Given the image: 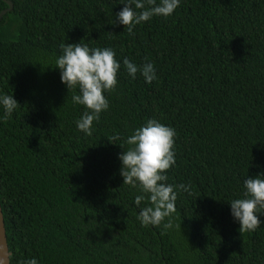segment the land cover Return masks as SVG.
<instances>
[{
    "label": "trees",
    "instance_id": "16d2710c",
    "mask_svg": "<svg viewBox=\"0 0 264 264\" xmlns=\"http://www.w3.org/2000/svg\"><path fill=\"white\" fill-rule=\"evenodd\" d=\"M10 1L0 20V92L20 105L0 122L10 264H264V223L240 233L229 203L264 174V0H182L132 33L112 23L120 0ZM64 42L110 47L121 63L91 136L55 68ZM124 58L152 62L158 79H131ZM148 119L176 130L165 174L190 186L177 194L180 229L142 227L147 201L137 207L120 175L124 140Z\"/></svg>",
    "mask_w": 264,
    "mask_h": 264
},
{
    "label": "clouds",
    "instance_id": "9594fccd",
    "mask_svg": "<svg viewBox=\"0 0 264 264\" xmlns=\"http://www.w3.org/2000/svg\"><path fill=\"white\" fill-rule=\"evenodd\" d=\"M182 0H120L123 8L116 13V20L132 33L136 25L150 21L153 17L171 16L180 6ZM60 55L55 60L59 70L60 81L68 90H73L71 100L74 105L83 106V114L75 121L76 128L85 136L93 133V123L98 122L102 112L109 109V100L105 93L112 92L117 86V73L121 63L115 51L110 47L90 48L86 43L60 45ZM123 66L128 76L135 79L137 73L146 84L157 80V73L152 62L142 65L124 58ZM20 107L12 94L0 92V122L12 118ZM176 130L156 119H148L145 124L133 130L124 143L129 147L118 155L121 162L120 175L123 184L137 189L134 204L140 208L137 219L142 227H158L165 230L174 229L176 225V200L179 191L189 192L190 186L167 183L166 170L175 166ZM114 134L110 142L120 140ZM121 146V145H120ZM230 214L239 224V232H253L264 223V174L249 177L243 181L241 198L232 199ZM22 264H39L36 258L23 261Z\"/></svg>",
    "mask_w": 264,
    "mask_h": 264
},
{
    "label": "water",
    "instance_id": "95a60500",
    "mask_svg": "<svg viewBox=\"0 0 264 264\" xmlns=\"http://www.w3.org/2000/svg\"><path fill=\"white\" fill-rule=\"evenodd\" d=\"M2 1L7 5L8 8L0 12V20L4 15L11 12L13 9V3L10 0H2ZM0 264H10L9 249L6 239V232H5L1 205H0Z\"/></svg>",
    "mask_w": 264,
    "mask_h": 264
}]
</instances>
